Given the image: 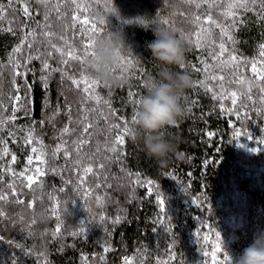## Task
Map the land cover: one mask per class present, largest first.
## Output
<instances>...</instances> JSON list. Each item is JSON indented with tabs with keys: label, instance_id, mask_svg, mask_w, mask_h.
Segmentation results:
<instances>
[{
	"label": "trees",
	"instance_id": "trees-1",
	"mask_svg": "<svg viewBox=\"0 0 264 264\" xmlns=\"http://www.w3.org/2000/svg\"><path fill=\"white\" fill-rule=\"evenodd\" d=\"M232 2L196 0L198 8L190 0H76L77 8L71 0H49L47 7L0 0V264H232L264 231V81L251 71L252 62L258 69L264 63V9L257 0L250 10L225 16ZM116 8L131 23L117 20ZM137 23L167 27L188 49L185 68L174 70L186 71L193 85L184 117L162 130L178 144L164 165L130 133L116 153L108 150L118 132L135 126L133 101L159 71L147 47L153 32ZM110 31L122 32L130 48L116 70L128 83L108 88L98 82L103 99L97 104L83 83L68 79L93 80L92 56L81 63L56 49L83 56L89 40ZM17 46L21 51L14 53ZM230 55L236 62L222 64ZM128 60L133 67L125 71ZM15 62L22 66L14 68ZM251 82L255 87L242 95ZM86 124L92 127L85 133ZM81 140L87 143L78 155ZM62 144L70 156L53 155ZM87 166L92 173H84Z\"/></svg>",
	"mask_w": 264,
	"mask_h": 264
},
{
	"label": "clouds",
	"instance_id": "clouds-1",
	"mask_svg": "<svg viewBox=\"0 0 264 264\" xmlns=\"http://www.w3.org/2000/svg\"><path fill=\"white\" fill-rule=\"evenodd\" d=\"M114 16L123 21L116 8ZM143 17L136 18V21ZM101 22H103L101 20ZM146 30L151 29L155 37L148 43L152 60L159 67L155 77L146 82V93L138 100L136 124L130 132L135 143L143 145L145 153L158 164L164 165L170 156L177 154L178 144L166 137L162 130L175 126L185 115L183 100L193 85L190 75L184 69L187 58L186 42L163 25L152 26L137 23ZM130 49L122 32L110 31L93 41L94 56L89 61V69L94 79L108 88H122L128 83L126 76L117 74L121 57ZM255 83L244 84L240 92L247 95ZM232 264H264V231L254 234L252 243L241 253L232 257Z\"/></svg>",
	"mask_w": 264,
	"mask_h": 264
},
{
	"label": "snow or ice",
	"instance_id": "snow-or-ice-1",
	"mask_svg": "<svg viewBox=\"0 0 264 264\" xmlns=\"http://www.w3.org/2000/svg\"><path fill=\"white\" fill-rule=\"evenodd\" d=\"M71 2L73 4H76L77 8H80L81 6L79 4L76 3V0H71ZM190 2L192 3H196V0H190ZM37 3H40L42 4L44 7H47L48 6V3H49V0H37ZM257 3V0H233L232 3H229L228 6H227V10L225 11L224 15L225 16H234L235 13H234V9L236 8H244L245 10H250V4L251 5H255ZM259 3H260V7L261 9H264V0H259ZM201 5L199 3H196V7H200ZM56 10L58 11L59 10V3H57L56 5ZM114 10V9H113ZM0 11H3V8L0 7ZM25 13L28 12V9L27 7L24 9ZM45 19H47V15L45 16ZM73 19H79L78 17H73ZM209 21H211V17L208 18ZM261 19H264V12L261 13ZM196 20L199 21L200 20V17L197 16L196 17ZM85 24L89 23L87 20L84 21ZM164 23H167V21H164ZM217 27H219V25H217ZM96 30V26L93 25L92 26V31H95ZM222 34L224 36H228L229 39H231V36H229V33L227 30H224L222 29ZM45 35H52V33H46ZM196 37H197V44L200 40V33L197 32L195 33ZM26 39V38H25ZM190 43H193L191 40L189 41ZM30 47V45H29ZM53 47H55V45H53ZM93 48V41L89 40L85 45H84V48H83V56L81 55H77L75 50H72V51H69L67 53H64L61 49H56L58 52L61 53V56H64V55H67L70 59H73V60H78V61H81V63H84L87 59V57L89 56H94V52L91 51V49ZM21 51V47L20 46H17V48L14 50V53H19ZM227 51L225 45L223 43L220 44V53H219V56H223L224 53ZM260 55L261 56H264V51H261L260 52ZM219 56L217 57V59H219ZM33 57L29 56L28 59L31 60ZM35 58H39V56L35 57ZM125 58L124 57H121V60H124ZM237 58L235 56H231L229 57L228 60L226 61H221L222 64H229V63H233V62H236ZM44 67L45 69L48 68V63L47 61H44ZM62 63L64 64H67L68 61L67 60H62ZM22 65L19 63V62H15L13 64V67L14 68H19L21 67ZM133 67L132 65V62L130 60L127 61V67L124 69L125 71L127 70H130L131 68ZM52 71H58V69H53ZM251 71L253 74H255L259 80L261 81H264V63H262V66L261 68H257L256 66V63L255 62H252L251 63ZM17 75L23 77L25 76L26 74L25 73H22V72H17L16 73ZM68 79L72 80V83L75 84L77 87H79V85L81 83H83L85 85V87L83 88V91L85 93L88 94V99H93L96 101L97 104L101 103V100L103 99L101 96H99L98 94H96V90L98 88V82L96 80H90L87 76H82V79L80 80H77L73 77H68ZM212 79H217V77L213 76ZM220 80H223L224 77L223 76H220L219 77ZM241 83L243 81H240ZM222 87V86H221ZM91 90V91H90ZM262 91H264V87H262L261 89ZM135 94L132 93V92H129V96H134ZM230 96L232 97V104H236L237 103V93L235 91L231 92L230 93ZM221 98H225V97H221ZM16 99L18 100L19 97H16ZM103 102L105 104H109L110 105V101L108 100H103ZM134 103L138 104V100H134L133 101ZM92 111H96V109H92ZM138 115V112L135 113V115L132 117V122L133 123H136V117ZM13 119L15 118L14 116L12 117ZM85 120H87V114H85V117H84ZM83 122V121H82ZM127 123V122H126ZM92 127L91 124H86L85 127H84V132L86 133L88 131V128ZM114 128H117V129H120V125L119 124H116V125H113ZM65 132L68 131L67 128L64 129ZM131 131L130 128H127L125 127L123 129V133H120L118 132L117 135L113 138V141H112V146L110 148H108L109 151L113 152V153H116L118 151L116 145H122L125 143V135L129 134ZM29 143L31 142V136L29 137ZM84 143H87L86 140H81L79 142V144L77 145V147L74 149L77 154L79 155L80 151H81V148H80V145L84 144ZM261 143H264V141H262ZM33 152H36V148H33L32 149ZM63 151L64 152V155L67 157V156H70L71 153H69L62 145H60L56 150L55 152L53 153V155L55 156L56 153H59ZM97 151H99V148L97 149ZM14 159V157H13ZM29 163H31V159L29 160ZM43 163V161H42ZM76 164H80L81 161L80 160H76L75 161ZM101 168L104 167L103 164L100 165ZM84 173L85 174H88V173H92L93 172V168L91 166H87V167H84L83 169ZM41 175H43V173H40ZM28 181H29V184L28 186L31 187V184L34 183L35 181L32 179V177H28ZM149 184L152 183V181H148ZM5 197H2L0 196V199H4ZM55 199V198H53ZM160 204L161 205H164V200L163 199H160ZM53 215L56 216L57 220L60 219V216H59V203L57 202L53 208ZM57 233L60 232V228L59 226L56 228L55 230ZM81 231H84V229L82 228ZM73 235H75V233H73ZM217 236H219V234H217ZM225 260L227 262V256H225Z\"/></svg>",
	"mask_w": 264,
	"mask_h": 264
}]
</instances>
